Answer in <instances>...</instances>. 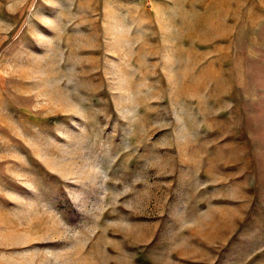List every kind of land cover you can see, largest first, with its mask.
I'll return each instance as SVG.
<instances>
[{"label": "rangeland", "instance_id": "374dc122", "mask_svg": "<svg viewBox=\"0 0 264 264\" xmlns=\"http://www.w3.org/2000/svg\"><path fill=\"white\" fill-rule=\"evenodd\" d=\"M0 264H264V0H0Z\"/></svg>", "mask_w": 264, "mask_h": 264}]
</instances>
